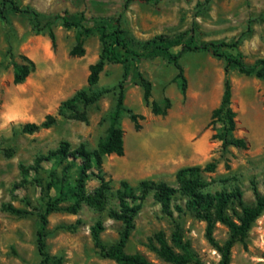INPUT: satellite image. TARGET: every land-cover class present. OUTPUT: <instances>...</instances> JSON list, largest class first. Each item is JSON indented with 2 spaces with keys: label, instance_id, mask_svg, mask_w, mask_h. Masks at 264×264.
<instances>
[{
  "label": "rangeland",
  "instance_id": "rangeland-1",
  "mask_svg": "<svg viewBox=\"0 0 264 264\" xmlns=\"http://www.w3.org/2000/svg\"><path fill=\"white\" fill-rule=\"evenodd\" d=\"M8 1L36 11L44 21L66 14L71 19L82 17L87 28L96 23L119 28L129 47L136 51H142L159 36L173 43L190 38L197 43L237 42L234 48L223 49L251 67L264 60V0H0V8L6 7L0 15V264H39V214L49 204L56 207L47 216L45 243L49 256L61 259V264H117L100 255L92 228L100 223L102 244L108 248L116 245L124 225L111 219L109 212L118 211L124 185L139 197L138 185L142 181L164 183L177 190L171 200L172 215L164 214L153 191H148L140 201V211L123 251L141 255L153 264H169L154 250L159 247L160 235L177 255L202 264H219L220 254L206 237V223L185 208L177 172L191 167L203 169L212 163V172L192 175L203 185L202 192L238 189L243 205L255 204L253 189L264 193V80L242 75L234 68L229 72L230 106L236 113L232 137L244 139L246 148L222 149L221 142L212 139L221 125L211 123L210 116L223 93V59L209 51L182 54L180 64L187 79L185 96L173 81L175 68L163 57L130 61L124 106L143 117L139 120L141 129L134 130L129 115H123L120 127L124 155L105 156L100 169L91 167L84 186L90 199L82 201L73 214L64 209L75 200L69 189L79 178V161L71 163L67 158L57 165L42 159L63 143L69 145L70 151L80 145L89 152L97 149L106 135L124 67L107 63L97 84L89 88L88 66L97 61L101 50L98 34L86 36L82 57L70 56L75 44L74 29L54 24L53 46L47 32L37 33L30 17L14 12ZM179 50L180 46L171 49L174 53ZM23 57L34 62L35 70L22 84L15 85L11 63H21ZM136 73L152 83L150 101L161 106L164 99L170 101L165 116L153 115L145 105ZM82 89L110 91L92 104H79L75 112L58 115L61 104ZM48 115L56 118L50 128L32 134L22 131L24 124H40ZM63 195L67 200H62ZM137 202L128 200L129 204ZM4 204L26 214L7 213L1 209ZM240 213V205L234 201L227 214L235 219ZM175 232L180 236L179 247L172 241ZM229 237L227 227L216 223L215 243L222 246ZM230 264H264V211L246 236L233 245Z\"/></svg>",
  "mask_w": 264,
  "mask_h": 264
},
{
  "label": "trees",
  "instance_id": "trees-1",
  "mask_svg": "<svg viewBox=\"0 0 264 264\" xmlns=\"http://www.w3.org/2000/svg\"><path fill=\"white\" fill-rule=\"evenodd\" d=\"M12 10L19 14H24L30 17L33 28L37 33L46 31L47 35L54 46L55 35L52 31V26L56 23L66 29L75 30V44L69 51V55L73 57H82L85 53L84 41L86 36L92 32H96L101 44V50L98 55V59L95 63L88 66V76L86 79L89 88L97 84L100 74L104 70L107 63H119L124 67L123 80L117 86L115 106L109 114V125L106 130L105 138L98 144L95 151H87L83 145H80L77 149L70 151L69 145L63 143L57 150L50 152L49 155L42 160L51 164H62L63 160L70 159L71 163L79 161L78 167L80 175L76 181L75 186L69 189L71 198L75 199L74 203L66 207L64 210L70 213H76L80 207V203L84 200H89L84 193L85 181L94 165L97 169H100L103 157L115 155L122 157L124 155V141L123 130L120 127V120L125 113L129 115V119L133 124L134 130L141 129L139 120L143 117L132 113L125 109L124 106V91L126 88L125 82L130 74L129 62L134 59L151 58L161 56L172 64L176 70V75L173 81L177 84V88L182 96H185L187 90V79L184 75L182 65L180 64V58L182 54L195 51H209L213 56L223 59L224 65V85L223 93L219 106L214 109L210 116L211 123H219L221 129L219 132L212 136V139H217L221 142V148L227 149L228 147L246 148V141L242 138H233L232 133L235 130V118L236 113L231 108V81L229 78V72L231 69H236L240 74L245 76H254L258 79L264 80V60L258 61L255 65L246 66L241 57L232 55L225 51L223 48H234L237 42L233 44L217 43V42H204L197 43L193 38L182 40L181 43H173L164 36H159L152 39L142 51H136L129 47V44L124 37L123 30L119 28H109L105 23H96L92 27L87 28L84 25L85 20L81 17L79 19H71L66 14L56 15L52 19L44 21L39 13L36 11L24 7L21 8L15 3L8 1ZM5 5L0 8V15L5 12ZM175 46H180V50L176 53L171 49ZM123 52V54L121 53ZM12 82L15 85L22 84L26 78L35 70V64L27 57H23V62L18 63L12 61ZM137 85L142 89V98L146 106L150 107V111L156 116H165L170 108V101L168 99L163 100V106L157 104L155 101H150L152 83L142 76L140 73H136ZM110 90L101 89L92 91L91 89H82L76 92L71 98L64 101L59 110L58 115H64L67 111L75 112L76 107L79 104L89 105L98 101L101 96L108 93ZM56 122L55 116L48 115L46 119L40 123H26L22 127V131L27 134H32L40 129H48ZM214 165L212 163L207 164L203 169L199 167H191L187 169H181L177 172V179L181 183L179 191L185 196V208L191 212L195 217L206 223V237L211 245L216 247L220 254L219 264H230L231 249L233 245L241 241L251 228L252 224L264 211V193L261 194L256 188L253 189L255 197V204L253 206H245L242 204V193L236 189L230 192L219 191L215 193L202 192V184L198 179L192 178V175H197L201 171L212 172ZM191 174L189 178L186 175ZM101 180V179H100ZM124 184V183H123ZM54 185L50 186L52 188ZM57 186V185H56ZM55 186V187H56ZM124 190L120 193L119 197V209L118 211L111 210L109 217L116 221H121L124 225V229L121 233V237L116 245L113 247H106L99 239V233L101 231L100 223H97L92 228V238L95 246L99 249V253L102 257L113 260L117 264H153L141 255L134 254L129 255L123 251L124 244L128 239L131 231L134 228V218L139 213L141 208L140 201L144 198L146 193L150 190L153 191V196L157 203L160 204L161 211L168 215H172L171 200L176 189L167 186L164 183H154L151 181H142L138 185V191L141 195L138 197L134 194V190L124 185ZM49 188V189H50ZM60 193L62 189L60 187ZM62 196V194H60ZM98 198H101L99 193ZM62 200H67V196L63 195ZM128 200L138 201L135 204H129ZM238 202L241 208V213L237 214L235 219L231 218L227 214L228 207L234 202ZM94 202V200H93ZM56 207L49 204L44 212L39 214V227L36 232V247L40 256L39 264H61V259L52 258L46 251V226L47 216L50 211ZM181 211L180 206L175 207ZM1 209L12 215L22 216L26 212L20 209H16L10 204H4ZM216 223H221L229 230L230 237L225 244L218 246L213 238V229ZM172 241L175 246H180V236L178 232H175L172 237ZM159 247H154L157 254L163 258L169 264H186L189 261H193L194 264H202L199 260L183 257L177 255L167 245L162 236H158Z\"/></svg>",
  "mask_w": 264,
  "mask_h": 264
}]
</instances>
